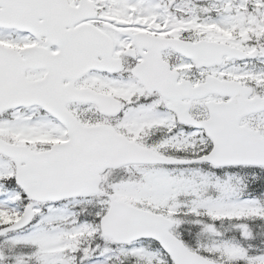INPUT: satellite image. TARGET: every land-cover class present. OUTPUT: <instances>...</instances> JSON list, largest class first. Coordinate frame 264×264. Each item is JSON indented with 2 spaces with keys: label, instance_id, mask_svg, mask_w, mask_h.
<instances>
[{
  "label": "snow or ice",
  "instance_id": "1",
  "mask_svg": "<svg viewBox=\"0 0 264 264\" xmlns=\"http://www.w3.org/2000/svg\"><path fill=\"white\" fill-rule=\"evenodd\" d=\"M0 264H264V0H0Z\"/></svg>",
  "mask_w": 264,
  "mask_h": 264
}]
</instances>
